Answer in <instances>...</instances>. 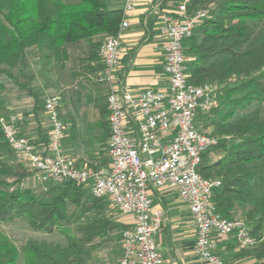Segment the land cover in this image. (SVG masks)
<instances>
[{
    "label": "trees",
    "instance_id": "1",
    "mask_svg": "<svg viewBox=\"0 0 264 264\" xmlns=\"http://www.w3.org/2000/svg\"><path fill=\"white\" fill-rule=\"evenodd\" d=\"M199 9L208 10L209 16L185 42L191 59L188 80L197 86L218 84L222 108L211 122L222 139L203 155L200 173L222 181L214 190L217 212L246 221L259 241L249 253L264 264V190L256 191L264 188H258L264 180V0H192L188 13ZM123 20V9L109 8L106 0H0V113L14 114L6 112L14 91L33 97L36 105L40 101L32 88L35 76L28 71L29 52H34L41 73L50 74L55 66L66 70L72 49L85 44L81 66L86 74L100 76V47L104 39L119 34ZM106 113L102 106L101 114ZM35 175L15 162L0 129V222L26 217L31 229L50 234L59 230L65 238L64 244L29 242L23 250L26 264H89L117 236L122 243L128 225L104 213L112 207L107 199L94 198L85 186L69 181L53 190L48 186L50 196L43 200L20 187ZM70 206L77 214L95 212L76 233L64 227ZM18 258V249L0 235V264H17Z\"/></svg>",
    "mask_w": 264,
    "mask_h": 264
},
{
    "label": "built area",
    "instance_id": "2",
    "mask_svg": "<svg viewBox=\"0 0 264 264\" xmlns=\"http://www.w3.org/2000/svg\"><path fill=\"white\" fill-rule=\"evenodd\" d=\"M138 1L125 0L119 34L104 40L100 47L104 63L101 80L109 89L105 102L110 130L107 167L91 170L63 155L61 96L50 95L44 100L51 125L44 150L19 135L15 114L0 113V129L10 148L36 172L35 178L45 191L50 185L75 182L85 186L92 197L107 199L120 215L131 217L122 233V254L116 264H165L156 241L165 213L156 205L155 193L163 189L176 192L188 206L197 230L198 258L208 264H240L224 261L217 253L220 244L234 238L239 248L251 250L259 241L245 220L227 219L217 212L214 190L222 181L200 173L203 155L221 140L206 132L201 121L215 109L220 86H197L188 80L191 59L185 54V42L209 11L188 13L192 0H181L175 15H160L169 86L134 94L116 82V73L125 52L124 33L130 27L127 17Z\"/></svg>",
    "mask_w": 264,
    "mask_h": 264
},
{
    "label": "crops",
    "instance_id": "3",
    "mask_svg": "<svg viewBox=\"0 0 264 264\" xmlns=\"http://www.w3.org/2000/svg\"><path fill=\"white\" fill-rule=\"evenodd\" d=\"M180 1H138L135 10L127 17L130 27L124 33L125 52L116 73V82L120 86L134 94L146 89L166 90L168 88L169 81L164 72L165 57L159 32V19L161 14L175 15ZM106 2L111 9L124 10L125 0H106ZM27 58L28 71H31L32 67L37 69L35 72L31 71V74L35 76L32 88L40 101L36 105L33 97L23 91L10 94L6 112L16 113L19 135L30 139L38 150H44L48 146L51 133L49 117L43 106L44 100L53 93L63 94V98L61 96V115L65 124L63 155L75 160L80 167L91 170L107 167L110 163L107 152L109 128L105 123V119L108 122L107 113L103 116L101 108L106 107L105 102L109 89L108 85L101 80L102 72L100 76L84 74L73 78L72 72L70 75L66 73L67 69H70V64H68L66 70L62 71L65 72L64 78L60 73L53 77L52 72L48 74L49 80H47L40 76L44 74L40 71L34 52H29ZM77 90H81L79 98H77ZM72 96L77 98L78 101L75 104L77 106H83V98L86 102L89 100L86 96L92 97V104L89 105L88 112H86L88 108L83 107L79 116H70L69 119L70 113L66 110V99L71 97L72 103ZM70 106L74 108L73 104ZM85 114H87L84 127L86 136H82L78 124ZM68 125L71 129H75L76 135L66 134ZM25 165L27 166L26 163ZM32 180L39 182L35 176ZM155 197L156 205L165 213L162 231L156 238L165 264H208L195 254L197 230L188 206L176 192L171 190H160L155 193ZM120 221L124 224L130 222L127 217ZM249 251V249L239 248L235 242L229 240L220 245L217 253L227 263L258 264ZM120 254H122V247Z\"/></svg>",
    "mask_w": 264,
    "mask_h": 264
},
{
    "label": "rangeland",
    "instance_id": "4",
    "mask_svg": "<svg viewBox=\"0 0 264 264\" xmlns=\"http://www.w3.org/2000/svg\"><path fill=\"white\" fill-rule=\"evenodd\" d=\"M83 52H85V53L87 52V46H85V44H83L79 47H74L71 51L72 62L70 63V69H67L66 73L68 75L73 73L72 74L73 78H78L81 75H84L87 73L84 70V68H82V66H81L82 63L79 61V58L82 57L84 54ZM31 69H32L31 70L32 72H35L37 70L34 67H32ZM55 69L53 70V77L60 73V75L62 74V77L64 78L65 72L60 71L57 66H55ZM31 71H29V72L31 73ZM40 76L42 77V79L45 78V79L49 80L48 74H44V75H40ZM16 92L17 91H14L12 93H16ZM77 92H78L77 98H79L81 90H77ZM50 95H58V96H62V98H63V94H59V93H57V94L53 93ZM82 95H83V93H82ZM218 96H219V94H217V96H216V107L212 111V113L207 118H205L204 124L209 125L206 132L212 133V134L216 135L218 138L222 139V135L217 131L216 126L215 125L213 126L211 124L212 121L218 120V118L220 116V111H222V108H220L218 106V104H219L218 98H217ZM77 98L72 96V99H73L72 103H71V97H67V99H66V104H67L66 110L68 111V113H70V115L68 116L69 119H70V116H73V117L79 116V114H81V110L83 107L88 108V109H86V112H88L89 111V105L92 104V100H91L92 97L86 96V98H88L89 100L86 102V100L84 101V98H83L82 99L83 106L82 107L77 106V105H75L77 103L76 101H78ZM70 104H73V107H74L73 109L71 108ZM0 110H2V109L0 108ZM86 115L87 114L83 115L82 119L80 120V123L78 124L80 127V135H82V136L83 135L86 136V133L84 131V127L86 126V120H85ZM201 121L203 123V120H201ZM66 134L68 136H73V135H76L77 132L75 131V129H71V127L69 126L68 129L66 130ZM15 162L25 164L19 158V156L16 153H15ZM9 182L11 183L12 181H9ZM263 184H264V180L260 181L258 188L261 187ZM20 187L32 189L33 192L36 195H38L39 198H41L43 200H47L50 196V193H49L50 191H45L43 188V185L39 182L37 183V181H35V180L33 181L32 178H28L27 180H25L24 184L20 185ZM56 187L57 186L50 185L49 189L53 190ZM16 188H18V186H13V190ZM263 190H264L263 187L260 188L259 190L256 189L257 193H262ZM104 213L109 215V216H112L115 219L117 218L118 220L125 218V216L120 215L111 206L109 207V209L104 211ZM94 214H95V212H92L88 215H84L81 213L77 214V210L73 206H70L69 219L64 223V227L71 230L73 233H76L77 227L80 224L87 222L88 219L90 220L94 216ZM127 219H129L130 222L132 221L131 217H127ZM125 225H127V224H125ZM116 234H119V233H116ZM0 235L9 239V241L18 249L19 258H18L17 264H26L23 250H24V247L29 242H36V243L40 242L41 243L44 241L47 243H55V244H58V243L64 244L65 243V238L60 233L59 230H56L55 232H53L51 234L44 232V231L33 230L30 228V226L28 224V220L26 217H17L14 220L8 221L5 223L0 222ZM117 237H118V239L115 240V242L105 244L103 248H101L99 251H97L94 254L92 260L89 261V264H115L121 256L120 251H121V247H122L121 236L120 237L117 236Z\"/></svg>",
    "mask_w": 264,
    "mask_h": 264
}]
</instances>
